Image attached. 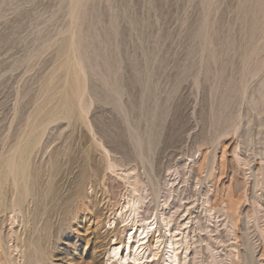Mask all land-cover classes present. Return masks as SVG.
Wrapping results in <instances>:
<instances>
[{
    "label": "rangeland",
    "instance_id": "rangeland-1",
    "mask_svg": "<svg viewBox=\"0 0 264 264\" xmlns=\"http://www.w3.org/2000/svg\"><path fill=\"white\" fill-rule=\"evenodd\" d=\"M0 264H264V0H0Z\"/></svg>",
    "mask_w": 264,
    "mask_h": 264
},
{
    "label": "bare ground",
    "instance_id": "bare-ground-1",
    "mask_svg": "<svg viewBox=\"0 0 264 264\" xmlns=\"http://www.w3.org/2000/svg\"><path fill=\"white\" fill-rule=\"evenodd\" d=\"M144 233H145V232H144ZM129 238H132V237H129ZM142 240H143V239H142ZM142 240H141V241H142ZM141 241H140V243H141ZM142 242H143V241H142ZM143 244H144V243H142L141 246H143ZM176 244H177V243H176ZM170 245L173 246V243H171ZM174 245H175V244H174ZM133 247H134V246H133ZM139 247H140V246H139ZM140 248H141V247H140ZM136 249H137V248H136ZM117 250H118V248H114L113 251H112V253H116ZM173 250H174V249H173ZM134 251H135V250H134ZM136 251H137V250H136ZM138 251H139V250H138ZM156 255H157L156 253H153V256H154V257H155ZM173 258H176V255H175V254H174V256H173L171 259H173ZM134 259H135V258H134Z\"/></svg>",
    "mask_w": 264,
    "mask_h": 264
}]
</instances>
